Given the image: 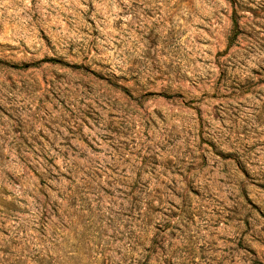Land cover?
<instances>
[{"label": "rangeland", "instance_id": "rangeland-1", "mask_svg": "<svg viewBox=\"0 0 264 264\" xmlns=\"http://www.w3.org/2000/svg\"><path fill=\"white\" fill-rule=\"evenodd\" d=\"M0 264H264V0H0Z\"/></svg>", "mask_w": 264, "mask_h": 264}]
</instances>
